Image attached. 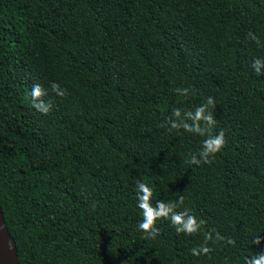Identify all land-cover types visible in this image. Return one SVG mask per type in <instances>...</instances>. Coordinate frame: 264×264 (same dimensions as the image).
Returning a JSON list of instances; mask_svg holds the SVG:
<instances>
[{
    "label": "trees",
    "instance_id": "trees-1",
    "mask_svg": "<svg viewBox=\"0 0 264 264\" xmlns=\"http://www.w3.org/2000/svg\"><path fill=\"white\" fill-rule=\"evenodd\" d=\"M254 57L264 59V0H0V206L19 264H244L264 252ZM33 84L47 115L32 107ZM208 97L212 134L227 143L196 166L206 137L165 122ZM137 181L153 205L183 196L178 210L204 220L200 232L160 220L145 239ZM209 232L210 257L192 256Z\"/></svg>",
    "mask_w": 264,
    "mask_h": 264
},
{
    "label": "clouds",
    "instance_id": "clouds-1",
    "mask_svg": "<svg viewBox=\"0 0 264 264\" xmlns=\"http://www.w3.org/2000/svg\"><path fill=\"white\" fill-rule=\"evenodd\" d=\"M249 38L260 45V40L253 33L248 34ZM250 67L256 74L262 73L264 69V59L254 57ZM52 92L59 96L64 97L67 95V90L52 82L50 84ZM177 94L187 96L189 89H175ZM47 95V92L40 84H33L30 96L32 98V107L40 113L47 115L52 109V102H45L42 97ZM215 100L213 97H208L206 102L196 107L194 110L184 111L180 108H173L171 116L166 119V125H170L168 131L183 129L185 132H190L201 137H206L202 140L201 149L197 154L191 155L188 163L199 166L201 163L208 164L212 162V158L222 151L226 146L225 131L220 129L218 133L212 134V129L216 126V120L210 108H215ZM162 127L165 125H161ZM199 157V158H198ZM154 191L145 182L137 181L136 183V198L137 207L141 210L142 220L138 224V229L146 234L145 239H155L159 235V228L157 222L160 220H168L174 227L177 234H184L193 236L200 232L201 227L206 223L204 220H198L197 217L191 213L190 209L184 208L178 210L184 204V197L180 196L177 201L164 202L157 200L155 205L152 203ZM212 231H215L214 229ZM213 239L211 232L205 235L203 244L191 248L190 254L192 256L200 257L201 255L209 256L214 251L213 248L208 246V242ZM216 240H223L224 237L216 233ZM227 243L232 245L235 243L232 239H228ZM253 243L259 245L261 237L257 236ZM244 264H264V252H259L252 257H245Z\"/></svg>",
    "mask_w": 264,
    "mask_h": 264
},
{
    "label": "water",
    "instance_id": "water-1",
    "mask_svg": "<svg viewBox=\"0 0 264 264\" xmlns=\"http://www.w3.org/2000/svg\"><path fill=\"white\" fill-rule=\"evenodd\" d=\"M0 264H19L16 243L4 222L0 206Z\"/></svg>",
    "mask_w": 264,
    "mask_h": 264
}]
</instances>
